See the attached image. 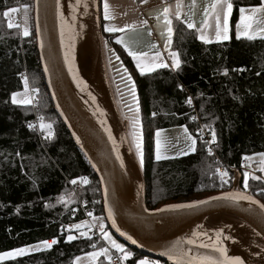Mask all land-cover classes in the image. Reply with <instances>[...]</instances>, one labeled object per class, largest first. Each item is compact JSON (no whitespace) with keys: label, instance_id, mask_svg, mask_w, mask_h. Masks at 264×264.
<instances>
[{"label":"trees","instance_id":"16d2710c","mask_svg":"<svg viewBox=\"0 0 264 264\" xmlns=\"http://www.w3.org/2000/svg\"><path fill=\"white\" fill-rule=\"evenodd\" d=\"M231 2L233 28L238 9L257 6L260 0ZM25 6L32 8V0H0V253L54 238L58 243L50 250L0 260V264H73L76 257L98 250L104 244L94 236L91 240L79 237L66 242L70 234L65 231L67 225L83 218L81 213L72 216L78 200L70 181L78 177L88 179V184H81L78 199L93 207L96 217H103L100 186L68 129L52 109L38 63L34 32L31 30L25 37L20 27L8 28L4 13ZM171 19L174 29L171 50L180 55V69L161 68L141 76L132 58L114 42L116 34L102 30L99 16L103 42L107 41L108 48L120 57V63L128 69L136 85L144 151V166L140 170L146 204L152 209L167 202L193 201L232 188V179L221 187L215 172L218 165L198 139L195 153L155 160V131L186 126L194 135L199 126L208 131L204 126L211 125L217 136L216 154L231 178L233 168H241L245 163V156L264 153V39L249 41L232 35L227 41L205 44L197 39L194 29ZM22 76L28 78L29 89L37 90L33 93V105L11 102L13 92L24 91ZM189 97L191 105L186 102ZM192 116L197 117L195 121ZM40 117L44 123H52L51 141L44 139L38 126ZM29 123L34 129H29ZM249 186V193L264 203V195L260 194L264 182L250 176ZM60 195H71L72 202L67 206L57 203ZM46 204L54 207H45ZM71 234L78 236L75 231ZM118 240L133 253L124 264H135L141 258L168 264L148 258ZM112 257L114 260L113 254Z\"/></svg>","mask_w":264,"mask_h":264},{"label":"water","instance_id":"95a60500","mask_svg":"<svg viewBox=\"0 0 264 264\" xmlns=\"http://www.w3.org/2000/svg\"><path fill=\"white\" fill-rule=\"evenodd\" d=\"M74 2L75 0H61V12L65 19H70V6ZM88 2L87 16H80L83 12L82 8L77 10L81 22H84L87 27L84 34L76 38L74 52V70L88 85L86 92L77 88L68 67L64 64L54 0H40L38 12L35 7L36 0H32V21L38 63L52 109L68 129L76 147L99 181L104 223L129 247L148 258L168 264L173 262L167 256L161 255L166 248L177 241L190 238L192 232L199 230V226H203L210 236H214L215 231L219 229L224 235L232 237L224 242L229 255H239L246 264H259L261 256L264 255L261 251L264 249V239L255 236L253 229L264 233V223L260 221L258 215L249 212L250 206L247 202L242 201L239 206L228 204L205 206L197 211L181 214L159 213L156 209L172 203L192 201L167 202L153 209L147 206L146 188L139 164L133 151H129V143L120 141V137L126 135V129L113 101L103 62L100 24L98 18L95 19L99 10V0H88ZM37 27H39V34H37ZM41 42H43V48L40 46ZM45 68L48 69L47 72ZM87 92L96 96L97 104L106 113L105 117L93 116L92 110L95 106L89 100ZM99 119H105L112 129L113 136L119 144L121 156L125 160V170L119 168V163L111 151L112 145L98 123ZM77 136L80 138L79 144L76 142ZM89 160L96 164V168L92 167ZM124 171L128 174L125 175ZM102 178L106 183H101ZM234 180L235 177L232 179V188L227 191L239 190L235 189ZM105 188L108 190L109 200L114 201L116 228L137 240L136 245L121 236L107 219V212L104 210ZM227 191L209 194L199 199H207ZM144 209L149 211L145 212ZM184 247H191L192 255L210 254V251L206 249L187 245Z\"/></svg>","mask_w":264,"mask_h":264},{"label":"snow or ice","instance_id":"6c2138e0","mask_svg":"<svg viewBox=\"0 0 264 264\" xmlns=\"http://www.w3.org/2000/svg\"><path fill=\"white\" fill-rule=\"evenodd\" d=\"M147 0H141V3H146ZM40 0H36V9L39 11ZM196 0H192L189 5V12L185 13L184 18H182L181 8L182 4L179 2L176 3V12L175 19L181 23H184L187 29H195L199 35L197 39L207 44L210 43L208 36L205 34L206 29H212L215 33L216 41H226L229 39V17L233 11V4L231 0H211V2L206 5L203 9V15L199 21V25L195 22L194 13L191 12V9L195 8ZM47 7V5L45 6ZM71 17L70 19H65L64 14L61 12V0H54V10L56 19L59 21V36H60V47L63 50V60L64 64L68 67L69 73L72 75L73 81L76 83L77 88H79L82 92H86L88 89V85L84 82V80L80 79L79 74L74 70V61H75V41L78 36L84 34L85 28L87 25L84 22H81L80 16H87L89 9L88 0H75L74 4L71 6ZM82 8L83 12L78 16L77 10ZM28 6H25V11L27 13ZM11 11L15 12L17 9L13 8ZM239 22L236 25V38L240 39L241 36L245 37L249 41L255 39H264V0H261V4L258 7H252L248 10L249 14L246 13V9L241 7L239 9ZM4 16H8V12L4 13ZM213 18L214 25H210L209 18ZM103 18L105 21H112L115 19V16L110 12V6L108 0H104L103 4ZM157 21H159L160 16L157 15ZM27 15L25 16V26L23 28V35L27 37L29 35V29L27 27ZM141 26L146 25L147 21L143 20L140 22ZM163 24L164 30L160 33L161 36L166 37L164 51L167 52L168 58L171 60L169 64L162 52L156 50L151 54L150 59L146 62L145 58L149 57L150 53L141 51L136 52L131 50L129 45L125 43L123 37H117L115 40L116 44L122 45L127 54L132 58L133 63L135 64V68L139 72L141 76L146 73H152L157 69L161 68H170L171 70H178L181 67L182 61L180 59V55L177 51L171 50V45L173 43V21L169 17V8H163ZM14 25L9 22L8 28H12ZM135 24H125L123 27H117L112 24H105L103 30L108 33L120 32L124 33L127 29L135 28ZM159 27V23L157 25ZM37 34H39V27H37ZM148 35H152V31H148ZM105 48H108V42H104ZM41 48L44 47L43 42H41ZM151 49H157V45L155 43L151 44ZM110 53L109 64L112 63L111 57H115L116 61H120V57L116 55L114 51L108 49ZM48 69L45 68V72ZM117 73L121 74V80L124 82V88L126 94L131 97L132 103L125 104L128 111L130 113L134 112V115L125 119L129 120V126L131 128V132L125 136L120 137L121 143L128 142L129 143V151L131 152L132 146L135 147V155L138 159L139 167L142 169L144 166V151H143V140H142V131H141V121L139 118V103L136 96V85L128 72V69L123 66L121 62L119 67L116 68ZM224 74L227 75V69L224 70ZM22 80L24 83V92H13L11 94V102L14 105H30L33 103V98L29 96V92L35 93L37 90L35 88L29 89L28 87V78L26 76H22ZM181 90L182 89V86ZM118 94L121 97L124 96V92H121L118 88ZM88 98L91 101L92 105H94V109L92 110L93 116L105 117L106 113L103 109L99 107L97 104V98L91 92H87ZM20 97V99H18ZM189 105L192 104V98L189 97L186 101ZM155 115V113H153ZM196 116H192L191 119L193 121L196 120ZM41 123L39 125L41 132L44 134V139L47 141H51L54 137V132L52 130V123H44L43 118H39ZM98 123L103 128V131L107 135L108 141L112 145V153L115 156V160L119 163V168L121 170L126 169L125 160L122 158L121 153L119 151V144L117 140L114 138L112 129L107 125V121L105 119H99ZM29 129H34V125L29 123ZM204 128L208 129L211 135V139L208 141H203V131L204 129H199L196 135H192L188 128L185 126L183 129L185 147L181 148L176 155H186L189 153L196 152L197 146V138L201 139L207 145H211L216 143L217 136L214 128L211 125H205ZM75 135V133L73 134ZM131 137V141L129 142L128 137ZM76 142L80 143V138L76 137ZM177 143H179V138H177ZM208 154L212 155L211 148H208ZM87 156V153H85ZM262 165H264V153H259ZM170 157L164 156L161 153V140L160 133H156V141H155V159L160 161L162 159H169ZM253 157L245 156L244 160H252ZM89 163H92L89 160ZM243 166V165H242ZM92 167L96 168V164L92 163ZM261 172H264V166L260 168ZM216 175H218L220 180V185L223 187L227 185L232 179L229 177V173L224 170L222 171L219 167L215 170ZM124 174L127 175V171H124ZM249 171H244L243 173V190H232L223 192L221 195H213L207 199H198L188 203H172L168 204L163 208L156 209V212L159 213H191L199 210L201 207L211 206V205H220V204H228L232 206H239L240 202H247L249 207V212L258 215L260 221L264 223V203H261L259 200L255 199L253 195L249 193ZM252 180H259L261 177L252 175ZM35 183V181H33ZM80 184H88L89 181L86 177H78L72 179L70 183L72 185ZM101 183H106L105 180H101ZM142 188V186H140ZM260 194L264 195V189L260 190ZM72 202L71 195H60L57 197V203H62L67 206L68 203ZM95 203H99V201H95ZM45 207H54V205L46 204ZM114 201L109 200L108 198V190L105 188L104 191V210L107 212V219L111 221L112 226L116 228V219H115V211H114ZM258 210V211H257ZM75 211V209H72ZM145 212H148V209H144ZM151 214V213H150ZM87 215L91 217V221H82L80 223H76L70 225L65 231H68L70 234L66 237V242H71L73 240L78 239L79 237L86 238L91 240L92 237L89 235L90 232L94 228H98L101 238L105 241L107 246L100 247L98 250H94L91 253H88V256L92 261L97 260L99 257L104 256L109 264H113V257L110 255V249H115L117 253H119V262L120 264H124V261H127L130 257L133 256L131 251H128L124 248V246L120 243H117L115 239L109 234V232L105 229L104 218L96 217L93 215L91 211L87 212ZM120 235L125 237V239L131 241L132 244L136 245L137 240L133 239L131 235L120 231L119 228H116ZM77 232V235L71 234V232ZM253 233L255 236L261 237L264 239V233L257 232L253 229ZM207 238V239H205ZM232 239V237L228 235H224L222 230H216L214 236H210L207 231L203 229V226H199V230L192 232L191 237L184 241H177L172 246L168 247L161 253V255L167 256L173 264H246L244 259H241L239 255H229L228 249L225 247V241ZM58 243L57 239H52L51 241H41L37 245L29 246V247H21L14 249L12 251H7L4 253H0V260L5 258H15L24 256L29 254L30 249L33 251H42V250H50L53 245ZM194 246L197 249H206L210 251V254L207 255H192L191 247ZM92 247L96 249V244H93ZM264 252V249L261 250ZM80 260V257H76V262ZM135 264H156L155 261H151L147 258H142L135 261ZM259 264H264V255L261 256V261Z\"/></svg>","mask_w":264,"mask_h":264},{"label":"crops","instance_id":"0c3cea01","mask_svg":"<svg viewBox=\"0 0 264 264\" xmlns=\"http://www.w3.org/2000/svg\"><path fill=\"white\" fill-rule=\"evenodd\" d=\"M177 2L178 0H147L146 3H141V0H108L109 6H110V12L115 16V19L109 22V21H105L103 18L104 0H100L99 16L101 17L103 21L102 30L104 28V25L109 24V23L117 27H123L125 24H135L136 25L135 28L127 29L124 33L115 32V33H109V34H116L114 38V42L117 37H123L125 43H127L129 47L131 48V50L133 51L149 52L150 53L149 57L145 58L146 62L150 59L151 54L154 53L156 50L161 51L162 55L167 61V57H166L167 52L164 51L166 37L160 35V33L164 30V27H165L163 24V8L168 7L169 17L170 18H172L173 16L175 17ZM179 2L182 4L181 14L183 15L182 10L187 11L188 13L189 5L191 4L192 0H179ZM210 2L211 0H196V6L195 8L191 9V12L194 13V19L197 25H199V21L203 15L204 7L208 5ZM260 4H261V0L257 6H253V7H258L260 6ZM243 8L246 9L245 14H249L248 10L252 7H243ZM239 9H238L236 23L234 24L233 28H231L230 26V19H231L232 13L229 17V39L232 35L236 37V31H237L236 25L239 22V16H240ZM157 15L160 16L159 21H157L156 19ZM143 20H146L147 24L141 26L140 22ZM158 23H159V27H157ZM209 23L210 25H214L213 18L211 17L209 18ZM149 30L152 31L151 36L148 35ZM196 33L198 36L199 33L197 31ZM205 34L208 36L210 43L224 42V41H219V42L216 41L215 33H214V30L212 29H206ZM241 38H245V37L241 36ZM153 43L157 45V49H151L150 46ZM210 43H207V44H210ZM119 46L124 50V47L122 45H119ZM125 53L127 54L126 51ZM116 86L120 89L121 92H124L123 91L124 82L121 80V77H118V82ZM119 101L121 103V106L119 109L126 108V111H127L126 114L128 116L130 112L128 111L127 107H125V104L132 103L131 97L130 96L126 97L125 95L123 97V100L119 99ZM112 253H117V252L115 250H112L110 254L111 256H112ZM113 263L115 264L114 260H113Z\"/></svg>","mask_w":264,"mask_h":264},{"label":"rangeland","instance_id":"374dc122","mask_svg":"<svg viewBox=\"0 0 264 264\" xmlns=\"http://www.w3.org/2000/svg\"><path fill=\"white\" fill-rule=\"evenodd\" d=\"M99 9H100V4H99ZM7 12H8V16H7L8 23L11 22L14 26L20 27L21 30H22V33H23V28H24L25 23H26L25 22V16L27 15V17H28L27 27L29 29V33L31 32V30L33 31V23H30L31 20H32V8L27 9V13L25 11V7L18 8L17 11H15V12L11 11V9L9 11H7ZM182 13H183L182 16L184 18L185 13H187V11L182 10ZM96 17L99 20V10H98V12L95 15V19H96ZM100 40H101L100 41V47H101L103 62H104V66H105V70H106V74H107V78H108L111 94H112V97H113V101H114V103L116 105V108L118 110V114H119L120 120H121L123 126H125L126 135H127V134H129L131 132V128L129 126V120L125 119V117L127 116L126 108L125 109H119L120 106H121V103H120L119 99L123 100V97L125 95H126V97H128V95L126 94V91H125V88H124L123 91H124L125 95L123 97H121V95L118 94V87L116 86L117 82H118V77H121V74L117 73V71H116V68L119 67L120 61H116L115 57H111L112 63L109 64L110 53H109L108 49H111V48H105V45H104V42H103L102 38ZM167 61L169 63L170 60H168V58H167ZM23 92H21V93H23ZM29 96L31 98H33V103L31 104V105H33L34 101H35V98H34L35 96L33 95V93L31 91L29 92ZM18 99H20V97H18ZM33 110L35 111L36 109L34 108ZM132 115H134V113H130L128 115V117H130ZM184 127L185 126H176V127H171V128L157 130V131L154 132V134H153V139H154L153 156H154V159H155L156 133L157 132L160 133L161 153H162V155L168 156L170 158H174V157H178L176 155V153L181 148L185 147V140H184V133H183ZM177 138H179V143H177ZM128 139H129V142H130L131 141V137L129 136ZM132 151H133L132 153L135 155V147H134V145L132 146ZM257 154H259V153H257ZM257 154L250 155L251 157H253V159L250 160V161L245 160V163H243V166L241 167V171L238 172V173H233V177H235V180H234V185L236 187L235 189L242 190L240 187H243V173H244V171H249L250 176L255 175V176L261 177L260 180L264 182V172L260 171V168L262 166H264V165H262L261 159H260L259 155H257ZM180 156H182V155H180ZM135 158H136V160L138 162V159H137L136 155H135ZM162 160H165V159H162ZM239 176L241 177L240 183L238 181L239 180ZM80 202H82L83 204L87 205L86 203H84L81 200H80ZM78 223H80V222H78ZM106 230L109 232V234L112 236V238L117 241V243L122 244L115 237V235L109 230L108 227H107ZM102 241H103L104 246H107L103 239H102ZM37 244L38 243L32 244V245H25V246H21V247H29V246H33V245H37ZM21 247H18V248H21ZM15 249H17V248H15ZM112 250H115V249H110V254H111ZM10 251H12V250H10ZM93 251H91V252H93ZM30 252H34V251L30 249ZM91 252H89V253H91ZM79 257H80V260L78 262H76V258H75L73 260V264H109V261L104 256L99 257L95 261H92L90 259V257L88 256V253L84 254V255H81ZM6 259H9V258H5L3 260H6ZM151 261H153V260H151Z\"/></svg>","mask_w":264,"mask_h":264},{"label":"built area","instance_id":"2783aa9c","mask_svg":"<svg viewBox=\"0 0 264 264\" xmlns=\"http://www.w3.org/2000/svg\"><path fill=\"white\" fill-rule=\"evenodd\" d=\"M199 129H203L201 126H199L198 128H196L195 130H194V135H196V133H197V131L199 130ZM203 141H208V140H210L211 139V135L209 134V132L208 131H206L205 129H204V131H203ZM202 144H203V146H204V148H205V150H206V153H207V155L208 156H210V157H212L214 160H215V162H216V164L218 165V167L222 170V171H224V170H226V168H225V165H224V163H223V161L220 159V157L216 154V151H215V148H214V143L213 144H211V145H207V144H205L204 142H202L201 141V139H199V138H197ZM208 148H211V152H212V155H209L208 154ZM243 163H244V161H243ZM241 171V168H233V172L234 173H238V172H240ZM239 183H240V181H241V178H240V176H239ZM70 186H71V190H72V192L77 196V200H78V203H77V206H76V208H75V211H74V213L72 214V216L73 217H75L78 213H81L82 214V221H91V217H89L88 215H87V212H89V211H91L92 213H93V215H94V208L93 207H91V206H86L85 204H83L82 202H80V200L78 199V194H79V192H80V190H81V184L78 182L77 183V185H72V184H70ZM241 188V187H240ZM96 204H98V203H96ZM95 216V215H94ZM70 225H73V224H69V225H67L68 227L70 226ZM67 227V228H68ZM89 235H91V236H94V237H99V238H101V234H100V232H99V230H98V228H94L93 230H92V232H90L89 233ZM51 241V240H50ZM113 254V256H114V261H115V264H119L120 262H119V259H118V253H112Z\"/></svg>","mask_w":264,"mask_h":264}]
</instances>
